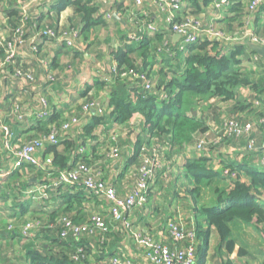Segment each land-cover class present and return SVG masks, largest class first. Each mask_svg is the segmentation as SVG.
<instances>
[{
  "label": "trees",
  "instance_id": "obj_1",
  "mask_svg": "<svg viewBox=\"0 0 264 264\" xmlns=\"http://www.w3.org/2000/svg\"><path fill=\"white\" fill-rule=\"evenodd\" d=\"M252 1L253 0H248L246 5H244L242 0H231L227 8L231 10L234 17H232L231 21L226 25L229 31L222 29V26L221 29L217 31L222 33L224 38L218 39L211 37L209 40H203L202 42L188 46L185 51L186 53L188 52V55L185 57L181 56L184 66L179 74L177 73V69H175L178 68L179 58L177 56H180L178 51L175 49L172 50L174 45H171L166 34H158L156 27H153L155 29L154 33L144 34L142 40L136 44H128L129 42L134 43V40L131 39L132 37H129L126 40L127 44L122 47L123 49L121 47V49L119 48L118 55L113 54L114 52L112 53L116 56L117 64L114 70H110V76L107 70H102V67L99 65L101 64L99 60L102 58L101 53L104 52L103 48H107L108 50L111 49V38L107 37L103 40L101 46L97 45V48H99V55L98 58H96V56L93 55V51L96 50L94 44L92 45L94 40H90V38L87 37L95 28H105V30H107L106 33H109L115 30V26L117 27L120 25V20H113V12L111 11H113L112 9L116 10L115 14L118 18L125 12L122 6L115 0H112V5L108 9L100 5V3H95L94 0H8L9 4L13 5V9H9L11 29L7 31V35H9L8 39L12 37L17 28L21 27V32L23 34L22 38L28 43V55H30L35 63V67L39 69L38 72H41L42 78L39 83L42 84V89H44V87L48 89L62 86L63 84L60 85V83L64 82L65 84L66 81H63L61 78L68 80L72 73L76 72V70L80 72L81 68L82 73H84L87 68L91 73L93 68L95 71L91 74V79L85 82L83 89L80 90V94L78 93V97L80 96L83 101L80 103L77 113L67 112L63 114L62 112L49 116L51 113V109H49L47 112L44 110L43 113H45V115L38 118L41 112L38 111L36 115H34L35 119L29 116L30 119L35 120L34 124L36 126L32 128H34L36 132L27 138L28 140H26L25 143L11 145V147L19 149L32 140L48 137L52 130L56 131L58 144L46 145L41 155L43 161H45V158L51 160L53 171H38L28 165L13 170L11 166L13 164V159L10 151L5 148V144L4 148L0 149V173L5 170L9 172L0 183V199L5 201L6 197H12L13 202H15L11 204L18 205V210L22 212L25 211L24 207L26 206H24V204L41 206V204L48 203L50 197L54 195L64 201L63 210L65 212L72 209L76 210L78 204L74 205L71 202H75L77 198L85 200V197L89 196L84 192L82 184L77 183L58 187H54L51 184L57 180L61 172L69 171L78 164L92 168L97 174L96 169H99L97 163L99 160L97 158L90 159L87 155H82V152L80 153L79 150L85 148L88 141L87 137H90V135L94 133L97 126L104 123L105 118L101 115L103 112L102 105H106L109 109L110 117H114L118 125L133 121L136 115L143 118L144 128L149 131V137L146 143H149L147 145L139 143L137 160L135 163L137 164V167H135L136 170L140 168V165H138L139 163L141 164L142 161L149 158L146 155L153 152V148L150 146L151 141L156 142L153 139L161 141L164 138L168 144L171 143L172 145H176L178 144V138H183L190 130H194L197 123L202 125H200L201 133L205 134L209 131L206 126L210 120L206 118L205 120L199 121V118L195 114L198 112L195 110L196 107H200L201 105V107L206 108L212 101H218L220 104L233 103L234 106L230 108V113H241L242 116V112L246 109H250V106H238L241 103V101H238V91L247 88L254 90V93H259L260 90L263 92L264 83L259 80L255 81L251 79L240 65L244 62H249L254 57L257 58L258 55L253 53L244 43L239 44L238 41L235 40L234 42L226 43L225 39L231 38L232 35H234L235 38L238 35V30L243 27L246 30L247 26L244 21L247 16H251L254 21L263 15L264 2L260 3L252 11L249 10ZM40 4H47L49 12L46 16L51 20L50 23L45 21V19L40 20L34 17V10L41 7L39 6ZM134 4L140 6L137 5L136 0ZM195 7L198 8V5H195ZM68 8H73V15L70 16V18H66L68 21L72 22V27L70 29L63 28L61 34L76 30L79 32V38L74 42L72 48L62 47L64 52L62 51L61 54L66 60L76 62V65H73L74 67L66 66V63H64V65L62 64L66 72V74L62 76L58 73L55 65L56 57L52 55V53L49 54L51 49L49 50L48 45L45 48L42 47H44L43 44L47 43H49V45L51 43L58 44V39H56V37H59L58 31L60 30V23L58 24V22L63 12ZM138 16L136 12H132V16L129 17H134L135 19L133 26L136 29H134V32H136L137 35L135 34L136 36L134 37H137L140 31H145L147 26L152 25L147 17H145L144 23L137 21ZM192 16L198 19L197 15ZM122 21L125 22V19ZM233 27L234 34L231 32ZM0 31L4 33L5 30ZM47 31H50L52 35L46 33ZM116 32H118V30H116L115 33ZM239 32L244 31L240 30ZM81 37H84L86 41L84 46H78L77 44ZM229 44L230 50L223 53V49ZM0 51H3V48L0 49ZM96 51H98V49ZM86 54H91L93 61L86 59ZM161 58H163L161 63L165 64L170 62L169 60L174 61V68L168 66L167 70L164 72H162L163 69H160L162 73L158 74L160 78L156 79L151 67L156 59L158 60ZM32 66L24 67L20 65L15 56L14 62L6 68V71L10 70L15 78L10 79L9 76L2 74V77L0 76V82H6V85L10 84L12 87L17 85H20L21 88L26 87L28 85H25L19 78L20 76H26L27 73H31L36 79L34 75L35 71L30 68ZM17 71H20V76L16 75ZM129 71H133L135 74L138 73L140 76L145 75L149 81L153 80L151 89H144V83L140 78H135L130 74L129 76L123 77L124 72ZM13 90L16 92L13 93L14 91H12V94H4L1 101L6 99V110L9 112V117L15 120L16 116V122L22 123L25 121L26 114L22 116L23 112L21 107H13L12 104L14 95L21 96V94H24L25 89ZM38 93L39 92L35 93L33 89L31 97L33 98L36 94L37 100L39 97L40 103L46 106V98L48 97L44 95V92H41V94ZM92 103L93 108L84 111V108L89 107ZM92 111H94L95 115L98 117L96 119L97 122L81 129V118L91 115ZM248 111L251 112L252 109ZM254 112H256L255 108ZM78 114L81 116H78ZM19 115L22 116V118H18ZM75 117L80 123L78 122L67 132L61 130L64 124L69 123L71 119ZM29 118L27 120H29ZM4 120L3 117L0 118V126L5 123ZM7 125L8 127L12 126L10 123ZM5 127L7 128V126ZM75 129L83 132L82 137H84V139L77 140V138L74 141H68V139H70V134L72 135ZM0 133L4 134V131H0ZM111 137L112 138L107 141V144H105L107 161L108 159L112 161L113 159H118L120 155L121 145L118 143L117 139H113L115 135H111ZM231 137L230 139H234V141L238 140L234 135H231ZM241 138L245 140L243 136ZM234 141H228V143L231 144L228 148L229 154H221V158L217 159L214 165L210 164V161H214V159L211 160L209 157L207 158L205 156H201L198 159L187 160L183 165L186 174L195 185L190 191L191 196L193 194H198V189L202 184L209 183L215 178H221L223 182L226 181L227 183L226 187L217 189L216 204L214 207L201 210L195 207L192 209V213L200 212L201 215L205 217L207 226L206 231L199 230V228L195 230L196 239L200 241V244H197L196 247L195 261L197 262L196 259L199 256L200 264L205 259L208 246L206 242H208L211 230L214 231L218 238V246L224 245L227 254H231L234 251V243L231 239L228 227V224L232 221H239L244 224L252 225L264 240V169L259 168V159H264V153L256 149L249 153H247V151H236L234 148L236 146ZM60 146L65 148L60 151ZM157 147L161 146L157 145ZM210 148H213V146L211 147L210 145ZM210 148L207 147L206 149L208 150ZM233 150L234 152H231ZM236 152L240 155L242 161L240 163H236L235 161L228 162V159ZM110 154L116 155V157L110 158ZM256 155L259 157L258 160L255 158ZM140 156H142V158L137 163ZM218 160L220 163L217 162ZM8 161L10 165H7V167L1 165V163H7ZM95 163H97V165ZM9 166H11V168L7 169ZM27 173H30L27 175V177H29L28 179H26L25 175ZM98 177L100 176L96 175L95 180H97ZM80 178V181H82L85 177L81 176ZM39 188H43L44 192L40 193L38 191L36 194L34 191ZM89 199L90 198H88V200ZM191 201L193 206H196L194 197H191ZM1 204H3V202ZM8 209L12 211L10 207H8ZM15 209H17V207ZM35 209H37V207H35ZM35 213H39V210L35 211ZM40 213H42V210ZM16 217L21 216L17 215ZM44 217L45 216H40L35 221L41 222ZM46 217H48V219H46V226L53 225L54 228L58 230V233L61 230L60 225L57 223L58 220L62 217L71 219V217L67 215L61 217L57 212L52 213L51 216L46 215ZM0 218H8L3 214L1 207ZM71 220L74 223L76 222L75 219ZM107 223L110 230L106 233L102 242L98 238H91V240L95 239L98 242V245L94 244L99 249L108 245V235L110 234L113 222ZM8 226H11L12 230L17 232L13 223L5 224L4 229L8 230ZM189 228H192V225H190ZM47 230L48 231H44L41 236H34L32 238H22L20 231L15 234V237L19 239L22 238L20 239V243L21 240H25L28 243L26 244V250L21 260L23 264H112L109 259H106L110 254L107 255V257L103 254L100 256L96 255V258L94 255H90L88 249L90 247L89 243L83 242V240L88 241V237L82 240L70 238L62 239L58 236V233L55 235L53 232H50L54 230L49 228ZM41 239L42 241L39 243ZM167 241L171 243V245H168L169 247L177 246L173 240L168 239ZM185 245L187 244L185 243ZM179 246L183 247L184 244ZM101 251L102 250H100V252ZM238 254L240 256L245 255L241 250L238 251ZM73 256L77 257V260H74L72 258ZM129 260H125L121 264H138L136 261ZM193 264H195V262Z\"/></svg>",
  "mask_w": 264,
  "mask_h": 264
},
{
  "label": "crops",
  "instance_id": "obj_2",
  "mask_svg": "<svg viewBox=\"0 0 264 264\" xmlns=\"http://www.w3.org/2000/svg\"><path fill=\"white\" fill-rule=\"evenodd\" d=\"M110 1L111 0H109V2ZM141 1L142 2L140 6H136L134 4L135 0L116 1L118 4H120V6H122L125 12L123 15L121 14L122 16L120 18L116 16L115 14L116 10L112 9L113 11H111L114 13V14L112 13L113 20L114 21L120 20L121 23L119 26L114 27L115 30H113V32H109V34L107 33L108 35L106 34L108 37L111 38V46H112L110 51H108L107 48H103L104 53L107 54L104 59H107L106 70L108 71L109 75L111 74L110 70L112 71L113 69H115L116 67L115 65L117 64L115 58L116 56L113 54L118 55L119 48L120 47L122 48L127 44L126 41L127 38L134 37L137 35L136 32H134L136 29L133 26L134 25L133 22H135V19L134 17L129 18L130 16H132V12L133 13L136 12L139 15L137 17V21L141 23H144L145 17H147L150 20V22L155 25L158 34H166V37H168V40L171 42V45H174L172 47V50L175 49L179 51V44L181 42V39L175 38V36L177 35H173L165 28L164 21L166 14L156 4L157 2L153 0L152 1L141 0ZM180 1H182V7L177 14L179 19L185 18L190 15H197L198 19L201 21L202 28L204 30L210 28L214 30H219L223 26L222 29H224L225 31H229L226 25H228L229 21H231V18L234 17V14L231 12L230 9L224 8L221 10H216L211 8L210 1L212 0H180ZM242 2L244 3V5H246L248 0H242ZM106 5H109L107 9L111 7L110 4H106ZM195 5H198V8L195 7ZM10 6L13 5L10 4ZM39 6L41 7H38L37 9L34 10V15H35L34 17L40 20L45 19V21L50 23L51 20H49L46 16V14L49 12L47 4L44 5L40 4ZM9 9L11 10L13 8H9ZM67 10L65 11L67 12ZM71 12L73 15V11ZM7 15H9V13H7ZM8 18L10 22V16ZM66 18L67 17H63L62 14L58 24L61 22V20H64ZM124 19L125 22L122 21ZM252 27L255 35L260 36L262 33H264V13L262 16L257 18V20H254ZM232 29L231 32L232 34H234V27ZM116 30H118V32L115 33ZM240 30L244 31L245 28L243 27L242 29L238 30L237 36L242 38L243 32H239ZM209 39H211V37L209 36L204 37V40H209ZM245 40H248V42ZM78 42H77L78 46L80 45L84 46L86 44L84 42H80V40ZM225 42L231 43L233 41L230 42L225 41ZM26 43L27 42L23 43L19 48V52H20L19 53L20 57L18 59L19 64L23 65L24 67L33 65L30 68L35 71L34 75L36 77V80L38 81V83L34 87V92L35 93L39 92L38 94L44 92L45 93L44 95L48 98H46V106H43L39 101V97L37 100L36 94L34 95L33 98L29 97L28 99L25 97L24 94H21V96L19 97H20V106L23 112L22 116L26 114V118L24 122L19 123L16 122L17 119L16 116H15V120H13L14 118L9 117L8 115L9 112H7L6 110L7 109L6 99L4 101H1L4 94H9L10 92L15 90L8 89L9 90L8 92L7 91L4 92L0 90V115L1 117H3V119H5L4 120L5 123H3V125L7 126V129H9L8 130L9 135L7 137L4 136V134L0 133V149L4 148V144L6 142L10 147L11 145L17 143H25L26 140H28L27 138H29L36 132L34 131L35 129L32 127L36 126L34 124L35 120L33 119H35L34 115H36L38 111L43 112L45 110L47 112L49 109H51V113L49 114V116H51L52 114H59L62 112L63 114L67 112L77 113L78 107L80 103L83 101V99H81L80 96L78 97V93L80 94V90L83 89L85 82L89 81L92 77L91 76L92 73L88 68H87L88 70L86 69L84 73L81 72L82 71L81 68L80 72L76 70V72L72 73L68 78V80H64V78H61L63 79V81H66L65 84L63 82L62 86H58V88H48V89H45L44 87V89H42L43 88L41 87L42 84L39 83V81H41L42 78L41 72L40 73L38 72L39 69L35 67V63L33 62L30 55H28L29 54L28 44ZM238 43L246 44L247 47L252 51L251 45L253 44L249 43L248 37H243L242 41ZM128 44H136V42L134 43L129 42ZM43 45L44 47L42 48H45L48 45L49 50L51 49V52L49 54L52 53V55L56 57L55 65L58 70V73H60L62 76L66 74L63 66L64 64L61 63L60 61L61 57H63L61 52L62 51L64 52V50H62V46H60L59 43L58 44L51 43L50 45L49 43H47ZM225 47L226 48H224L222 51L223 53H226L227 51L230 50V44L226 45ZM178 53L180 55L177 56L179 58L178 68L175 69H177V73L179 74L184 66L181 56L184 57L187 56L188 52L186 53L185 51L183 52L181 51ZM257 58H258L257 62L254 58H252L249 62L242 63L240 67L243 66V64L245 65L247 63H250L249 66H251L253 62L256 68L245 67L246 69L245 68L242 69L244 70L245 73H247L250 76L251 79L255 81L256 80L261 81L262 79L261 78L259 79V77H257L258 76L257 73L261 69L264 70V57L258 55ZM86 59L93 61V57L91 54L90 55L86 54ZM161 61H163V58L158 60L156 59L151 67L152 70L154 71V76L156 79L160 78L158 77V74H161L162 72L166 71L168 66L174 68L173 67L174 61L169 60L170 62L166 64L161 63ZM160 69L161 70L163 69L162 72ZM37 87H41V88H37ZM244 90H248L253 93L255 92L254 90H250L247 88L241 89L238 91V95H237L238 98H240L239 94H244ZM257 93L258 92H256V94ZM246 100L247 98H244L241 101V103H245ZM259 104L260 106H263V103L261 101L259 102ZM102 106H103L102 107L103 112L101 115L105 118L104 123L100 126H97L94 133L92 134L93 136L90 135V137H87L88 138L87 145L82 150L80 149L79 152L80 153L82 152V155L83 154L87 155L90 159L97 158L99 160L97 162L99 169L98 170L96 169V171L100 176L98 177V179H101L106 183L111 184L115 188L118 197L120 199H126L128 195L131 193V191L134 189V185L138 176L139 168L136 170L135 167H137L136 166L137 164L135 163L137 160V149L139 147V143L140 144L144 143L142 145H147L149 143V142L146 143V140L149 137V131L144 128V120L141 116L136 115L133 118L134 119L133 121L127 122L122 125L121 124L118 125V123L115 122L114 117H110L109 109L106 107V105H102ZM197 108L198 107H196L195 110ZM199 108H202L201 105ZM251 108L252 107H250V109ZM195 114L197 115V117L200 116L199 111L196 112ZM79 115L80 114H78V116ZM22 116L19 115L18 118H22ZM29 116H32L33 119H30ZM28 118L29 120H27ZM97 118L98 117L95 115V112L92 111L91 115L81 118L80 121L81 123L78 120V122L80 123V128L82 129L84 127L91 126L92 124L97 122L96 120ZM6 123L7 124L10 123L12 124V126L8 127ZM76 129L74 130L75 134L74 132H72V135L70 134V139H68V141L69 140L74 141L77 138H78L77 140L84 139V137H82L83 132L78 131ZM111 135H115L113 139H117L118 143L121 145L120 155L118 159L116 158L117 160L113 159L112 161L108 159L107 161L105 144H107V141L110 138H112ZM153 140L156 141V142H152V141L150 142V146L151 148H153V152L152 153L150 152L146 156L149 157L148 159L150 161L157 160V158L159 157L161 166L158 163V167L155 168L152 172V177L149 180V187H150L149 197L146 204L142 207H137L127 212L125 214V217L131 223V227L135 231L140 230L144 235H147L154 240H157L166 245H171V243L167 241L169 239L166 235L167 223L170 221L179 220L182 221L185 229H190L189 227L190 225H192L193 227L196 228L195 230L199 228V230L206 231L207 226L205 223V217L201 215L200 212L192 213V209L194 207L199 210L214 207L216 204L217 189L226 187L227 183L226 181L223 182L221 178H215L214 180H211L209 183L202 184L198 189V194H196L198 196V199L196 200V206H193L191 198L188 199L187 195L185 194L189 193L191 197L190 191L192 190L194 183L186 174L183 165L185 161L190 159H198L201 156L193 154L191 150L187 148L188 144L187 145H185V143L180 144V142L178 141L179 142L178 144L172 145L171 143L168 144L164 140V138L161 141L156 139ZM157 145L161 147H157ZM235 147H236V151L240 149V147L237 145ZM64 148L65 147L63 146L59 147L60 151H62ZM164 151H166L165 154H163ZM225 152L219 153L218 151L215 152L214 150L209 149L206 152L207 153L206 155H208L209 158L217 160L221 158L220 157L221 154L225 155L226 154ZM165 156H167L166 160L164 159ZM141 158L142 156L138 158L137 163L141 160ZM177 158H180V160H177ZM255 158L256 160H258L259 157L256 155ZM234 161L236 163H240L242 161L238 153H235L228 159V162H234ZM97 163L95 164L97 165ZM1 165L7 167V165H10V163L9 161L7 163L3 162V164L1 163ZM138 165L141 166L142 163L141 164L139 163ZM166 165L167 168H165ZM10 168L11 167H8L7 169ZM167 172L169 173L166 174ZM8 173L9 172L5 170L4 174H8ZM30 173L25 174L26 179L29 178L27 177V175ZM165 174L168 176V178H163ZM178 178L180 179L182 178L183 179L182 182H178ZM168 179H170V182L168 181ZM163 182H165V184H163ZM85 198L87 200L86 199L81 200L80 198H77L75 202H71L74 205L78 204V207L76 210L72 209L67 212L63 210L64 201H62L59 197L54 195L50 197L48 203L41 204L42 207L40 205L24 204V206L26 207H24L25 211L22 212L18 210L19 208L18 205L11 204L15 202V201L13 202L12 197L8 196L5 198V201L3 199H0V201L3 202L1 208L4 207L8 209V207H10L14 214L20 215L23 218L22 219L23 221L26 220V218H30L31 215L35 216L36 215L35 211L37 210H39V213L42 210L41 214L42 215L44 214L43 216H45L44 218L46 219H48L46 215L51 216L52 213L57 212V214L61 215V217L67 215L71 217V219H75L77 224H83L89 222L91 215L96 212L103 213L106 222L112 221V217L109 214V207L106 205L103 198L93 199V197L91 196H87ZM88 198L90 199L88 200ZM16 207L17 209H15ZM35 207H37V209H35ZM8 211L12 212L9 209ZM3 219L8 221L7 218H0V228L2 227L0 230V243L1 244L4 243L5 245L6 244L9 245L11 243H14L15 241L20 243V239H22L23 237L21 236L22 238L19 239L18 237H15L16 236L15 234L18 232H15L14 230L11 231L5 230ZM46 219H43V221L41 220L42 223H40V225L44 229H48L49 227L46 226L47 224V222L45 221ZM28 221H34V220L29 219ZM41 226L39 227V229L41 228ZM228 227L230 230L231 239L234 243V251L231 254H227L224 245L218 246V238L214 233V231L211 230V233L208 238V242H206V245L208 246H207L205 259L201 264H263L264 240L261 238L260 234L256 231V229L252 225L244 224L239 221L230 222L228 224ZM49 229L54 230L52 232L55 235H57L58 230L56 228H49ZM83 238H87V237H82L79 240H82ZM87 240L88 241L83 240V242L89 243L90 247L88 249L90 251V255H94L95 258L96 255L100 256L101 254H103L104 256L107 257V255L110 254L106 259L110 260L111 258H113L120 263H123V261L125 260L128 261L130 259L138 262V264H149L147 263L145 257H143V255L141 254L142 253L141 249H137V246L132 241L129 233L124 231L120 227L119 223L112 224L110 234L108 235V245L106 247L99 249L96 246L98 245V242L95 239L91 240L87 238ZM20 244L22 245L24 244L21 249L24 254V251L26 250L25 248L26 244L28 243L25 240L24 241L21 240ZM100 250L102 251L100 252ZM239 250L243 251L245 255L240 256L238 254ZM1 251L5 252L4 254H6V262H4V264H21L23 262V261H16V259H14L16 252L13 249L6 248V250H1ZM8 255L10 257H8ZM196 260L197 262H195V264H200L199 256Z\"/></svg>",
  "mask_w": 264,
  "mask_h": 264
},
{
  "label": "built area",
  "instance_id": "obj_3",
  "mask_svg": "<svg viewBox=\"0 0 264 264\" xmlns=\"http://www.w3.org/2000/svg\"><path fill=\"white\" fill-rule=\"evenodd\" d=\"M157 2L156 4L160 9L166 14L164 26L173 34L177 35L181 42L179 44V51H186V48L190 45L197 44L204 40L205 36L222 39L223 34L212 28L204 30L202 28L201 22L190 15L185 18L179 19L177 14L180 11L182 6V1L180 0H153ZM231 0H212L210 2L211 8L216 10H221L227 8ZM264 0H253L249 6V10H254L260 3H263ZM137 5H141L140 0H136ZM155 29L152 26H147L145 31H140L137 37H132L133 40L142 39L143 35L147 32L153 33ZM45 32V31H44ZM49 35H52L50 31H47ZM207 33V35H206ZM45 34V33H44ZM23 34L21 32V27L17 28L13 33L11 40L4 47L6 51V56L4 60V65H10L15 60L16 46L22 45ZM79 38V32L74 30L69 33H62L59 35L58 43L60 46L65 48H72L74 42ZM254 44L260 46L259 40L257 37H254ZM236 41L234 36L231 38L225 39V41ZM253 43V42H252ZM258 43V44H257ZM263 47L264 46H260ZM114 70V69H113ZM133 73V74H132ZM132 75L135 78H140L144 83V89H151V82L145 75L135 74L133 71L124 72V76ZM17 76H20V71L16 72ZM22 77V76H20ZM43 102V101H42ZM257 106V104H256ZM93 108V103L84 108V111ZM45 113L41 112L38 115V118L44 116ZM261 123L264 124V113ZM78 123V119L75 117L71 119L69 123L64 124L61 127V130L67 132L73 126ZM240 121L232 122L229 121L224 128V133L228 136L234 135V137L239 138L241 136H249L252 132V125L250 123H242ZM0 131H4V136H8V130L4 125L0 126ZM57 145L58 138L57 132L52 130L50 135L46 138H39L30 141L28 144L23 147L16 149L10 147L7 142L5 143V148L10 151V154L13 159V170H17L24 165L33 167L38 171L51 172L53 168L51 166V160L45 158V161L42 160L41 155L44 147L46 145ZM200 144V143H199ZM200 148L201 145H198ZM264 153V151H261ZM116 155H111L110 158H115ZM262 163L264 165V159L262 158ZM157 165H152V162L149 159H145L142 162L138 170V176L134 185V189L128 195L126 199H120L116 193L115 188L111 185L102 181L100 179L95 180L96 174L95 170L90 167L84 166L82 164L76 165L73 169L69 171L61 172L57 180L52 183L54 187L62 185H74L81 183L84 192L93 198H103L106 205L109 207V214L112 217V222L119 223L120 227L129 233L132 241L137 246V249H141L143 257H145L147 263L149 264H193L195 261L196 247L197 244H200V241H197L195 234V227L192 226L189 230L184 228L179 220L170 221L166 226V235L169 239L177 246L169 247L166 244H163L157 240L152 239L151 237L144 235L140 230L135 231L131 227V223L125 217V214L137 207H142L146 204L149 194V180L152 177V172ZM85 177L80 181V177ZM44 192L43 188H39L34 192ZM60 222V223H59ZM61 230L58 233V236L62 239H74L79 240L82 237L98 238L102 242L105 238L106 233L110 230L108 223L105 220L104 214L101 212L93 213L89 219V222L83 224H76L71 219L62 217L57 222ZM40 223L38 221H28L20 229V234L24 238H32L35 234V231L39 229ZM48 228H54L53 225H49ZM8 230H12L11 226H8ZM185 243L187 245H185ZM184 244L183 247L179 245ZM74 260H77V257H72ZM112 264H121L117 260L111 258Z\"/></svg>",
  "mask_w": 264,
  "mask_h": 264
},
{
  "label": "rangeland",
  "instance_id": "obj_4",
  "mask_svg": "<svg viewBox=\"0 0 264 264\" xmlns=\"http://www.w3.org/2000/svg\"><path fill=\"white\" fill-rule=\"evenodd\" d=\"M103 1H104V3H103ZM115 1H118V0H115ZM94 2L97 3V4L100 3V5L105 6V7L109 6V5H106V4L112 5V0L110 2H109V0H94ZM140 2H142V1L140 0ZM113 3H114V1H113ZM12 7L13 6H10L8 0H0V25H1L0 30H5L4 33H3V31H0V49L3 48V51H0V76L2 74H4L6 76H9L10 79L15 78V76L12 75L10 70L6 71V68L8 66L4 65L3 63H4V60H5V56H6V51H5L4 47L11 40V38L8 39L9 35H7V31H9L11 29L9 18H8L9 15H7V13H9L8 9L12 8ZM71 11H73V9L69 8L67 10V12L65 11L66 13L63 12V17H69L70 18V16H72V12ZM253 22L254 21H253V18L251 16H247L246 17L244 23L247 26V28H246V30H244L242 38L243 37H248L249 38V43L255 45L253 40L256 39L254 37H257V39L259 40L260 46H264V33H262V34L260 33L261 34L260 36L255 35L254 32H253V27H252ZM71 24H72V22L68 21L67 19L62 20L60 22V24H59V27H60L59 28L60 30L58 31L59 35L63 31L62 30L63 28L70 29L72 27ZM151 26L155 28L154 24H152ZM105 32H107V30H105V28L104 29L97 28L95 30H92L91 33L89 34V36L87 37V38H90V40H94L92 45L94 44V46L96 47V50L98 49V51H96V50L93 51V55H95L96 58H98V55H99V48H97L98 47L97 45L101 46V44L103 43V40L108 37L107 35L109 33L107 34ZM242 38L238 37V36L235 37L236 41H238V42H241ZM7 39H8V41H7ZM245 41L248 42V40H245ZM24 42H25V39H22V43H24ZM80 42H84V43L86 42L84 37L80 38ZM26 44H28V43H26ZM20 47H21V45L20 46H18V45L16 46L15 56L17 57V59H19V57H20L19 56V53H20L19 52V48ZM251 49H252V47H251ZM91 50H90V52H91ZM108 51H110V49ZM106 55H107L106 53L102 52L101 53L102 58L99 60V62H101L100 66L103 67L102 70L104 69V71L106 70L105 68H106L107 59H104L106 57ZM57 59H60V58H57ZM254 59L257 62L258 58L254 57ZM60 61L63 64L66 63V66L68 65L69 67L70 66L74 67L75 66L74 63H76L74 61L73 62L67 61L64 56L61 57ZM245 65L243 64V66H241V68H245V67L256 68L254 66L253 62L251 64V66H249L250 63H247ZM151 70H152V68H151ZM94 71L95 70L93 68L92 69V73H94ZM259 72L257 73L258 74L257 77H259V79L261 78L262 79L261 80L262 83H264V70L261 69V70H259ZM101 77H104V76H101ZM19 79L22 80L23 83L25 85H28V86L21 88L20 85L19 86L17 85L18 87L17 86H13L12 87V85H10V84L6 85V82L4 83L3 81H1L2 83L0 82V90H2L4 92L5 91L8 92L9 91L8 89H25L24 95L28 99L29 97H31L32 89H34V87L38 83V81L33 77V75L31 73H27L26 76H22ZM152 82H153V80L151 81V83ZM2 84H3V86H2ZM62 84H63V82L60 83V85H62ZM152 85H153V83H152ZM15 92L16 91H14V93ZM9 94H12V92H10ZM239 97H240L239 98L240 100H238V101H242L244 98H247V100H246L245 103H240L238 106L242 107V106L248 105V106L252 107L251 108L252 109L251 112L248 111V110H251V109H246L244 112H242L243 113L242 116H241V113L231 114L230 113V108H232L234 106L233 103L220 104L218 101L210 102L209 105L206 108H203V107L199 108L198 107L196 110H198L200 112V116L198 117L199 121L200 120H205L206 118H208V120H210L209 123H207V126H206L209 129V131H207L205 134L201 133V126L202 125L200 123H197V126L195 127L194 130H190L187 133V135L184 136L183 138H178V141L180 142V144L181 143H185V145L188 144L187 148H189L193 154L198 155V156L199 155L200 156H205L207 158H208V155H206L207 154L206 152L209 149L207 150L206 148L207 147L210 148V145H211V147L213 146V148H210V149L214 150L215 152H217V151L219 153L225 152V151L229 152L228 148H229V146L231 144H229L228 141L229 140H233L234 141V139H230V138H232L231 135L230 136H226V134L224 133L225 125L229 121H232V122L240 121L242 123H250L252 125V132L250 133L249 136H246V135L243 136L245 138V140H243L241 138L242 137L241 136V137L238 138V140L234 141V143L237 146L240 147V149L237 150V151H240V152L247 151V153H249L250 151H255V149L260 151V152L264 151V124L261 123V120L263 119L261 117H262V115L264 113V90H263V92L260 90V92L257 93V94L253 93L251 91H248V90H244V94H239ZM260 101L263 103V106H260V104H259ZM250 102L253 103L254 105L251 104ZM256 104H257V106H256ZM12 106L13 107H21L20 106V97L19 96H15L14 95V100H13ZM254 108H255V111L257 113L254 112ZM0 118H1V115H0ZM242 123H240V124H242ZM225 137H228L229 139L225 138ZM198 145H201V147L199 148ZM234 148L236 149V147H234ZM228 152H225V153L228 154ZM231 152H234V150L231 151ZM165 153H166V151L163 152V154H165ZM166 157L167 156L164 157L165 160H166ZM210 159L212 160V158H210ZM177 160H180V158H177ZM151 162H152V165H154V166L157 165L158 163L161 166V162L159 160V157L157 158V160H152ZM215 162H216V160H214L212 162L210 161V164L214 165L213 163H215ZM217 162L220 163L219 160ZM259 162H260V167L259 168L260 169H264V165L262 163V159H259ZM11 166H9V167H11ZM165 168H167V165L165 166ZM4 173H5V171H2L0 173V177H2V178H0V183L4 179V177L7 175V174H4ZM168 173L169 172H167L166 174H168ZM166 174L163 176V178H168V176ZM182 180H183L182 178L181 179L178 178V182H182ZM168 181L170 182V179H168ZM165 182H163V184H165ZM185 195H187L188 199L191 198V197H194L195 200L198 199V196L196 194H193L191 197H190L189 193H186ZM1 203H2V201H0V207L2 206ZM2 209H3V214L5 215V217H8L7 219L9 220V221H6L5 219H3L4 220V222H3L4 227H5V224H8V223L12 224L13 223V225H14V227H15L17 232L20 231L22 225L25 222H28L29 219L37 220L38 217H40V216L42 217L43 216V215H41V213H36L35 216L31 215L30 218H26L27 220L23 221L22 217H16L17 215L14 214L13 212L8 211L7 208L2 207ZM44 219H46V218H44ZM179 222L183 225L182 221H179ZM39 223H41V222L39 221ZM1 228H0V230H1ZM44 231H48V230L42 228V226H41L40 229H37L35 231V235L34 236L35 237L36 236H41ZM50 232H52V231H50ZM41 241H42V239L39 241V243H41ZM9 245H7V244L5 245L4 243H2V244L0 243V264H4V262H6V254H4L5 252L1 251V250H6V248H10V249L15 250L16 253H15V258L14 259H16V261H21L23 259V251L21 249H22V246L24 244L22 245V244H20V243L15 241L14 243H11ZM8 257H10V256L8 255Z\"/></svg>",
  "mask_w": 264,
  "mask_h": 264
},
{
  "label": "water",
  "instance_id": "obj_5",
  "mask_svg": "<svg viewBox=\"0 0 264 264\" xmlns=\"http://www.w3.org/2000/svg\"><path fill=\"white\" fill-rule=\"evenodd\" d=\"M175 38H179V37L175 36ZM251 47H252V50L254 51V53L256 55L264 57V48L263 47H259V46H256V45H251ZM263 202H264V200H263Z\"/></svg>",
  "mask_w": 264,
  "mask_h": 264
},
{
  "label": "clouds",
  "instance_id": "obj_6",
  "mask_svg": "<svg viewBox=\"0 0 264 264\" xmlns=\"http://www.w3.org/2000/svg\"><path fill=\"white\" fill-rule=\"evenodd\" d=\"M182 7V6H181ZM180 10H181V8H180ZM148 34H152V33H149V32H147ZM147 33H145V34H147ZM154 33V32H153ZM143 38V37H142ZM142 39H140V40H134V42H139V41H141Z\"/></svg>",
  "mask_w": 264,
  "mask_h": 264
}]
</instances>
